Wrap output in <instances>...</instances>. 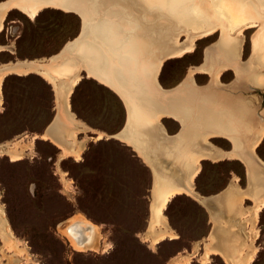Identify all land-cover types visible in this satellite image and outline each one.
<instances>
[{"label":"rangeland","instance_id":"1","mask_svg":"<svg viewBox=\"0 0 264 264\" xmlns=\"http://www.w3.org/2000/svg\"><path fill=\"white\" fill-rule=\"evenodd\" d=\"M175 19L166 15L156 17L154 21L158 25L171 26L172 31L168 36L172 39L180 29V23ZM262 24L243 31L240 63L246 65L249 73L246 71L238 76L232 69L223 72L220 76V87L224 90L217 88L210 74L194 73L198 86L213 91L207 97L211 96L214 97L213 100L221 101L223 99L221 96H225L223 100L226 106L220 112L217 110L218 117L232 111L237 113V117L242 118L237 105H240L241 101L249 103V114L245 117L249 124V133H253L252 119L258 120L260 115H264V85H259L252 79V75L258 72L264 75V65L260 62L263 47L258 40ZM82 25L81 16L75 12L46 7L37 16L31 17L14 8L7 13L4 30L0 33V44L4 46L0 51V64L18 59L47 60L52 55L60 53L70 40L80 35ZM236 30L232 33L235 36L238 34ZM53 31H55L53 39L38 38L40 35L48 37ZM221 31H224L222 27L210 37L198 38L193 52L164 61L158 74L162 86L167 89L179 87L192 68L204 64L208 48H213L215 54L220 53V43L222 37L226 35L225 31ZM180 34L179 40L184 41L187 37L184 33ZM98 61L99 56L96 52L87 56L89 65L98 64ZM80 72L82 78L74 87L70 103L77 117L89 127L88 130L78 132V139L88 138L82 159L66 155L60 147L42 137L45 132H52V127H57L55 124L49 127L57 113V94L53 84L37 72L24 75L9 73L4 76L2 84L4 99L0 103V111L3 110L2 106L7 99L6 82L9 85L20 84L22 81L25 85L38 84L43 95V104L39 115L25 114L18 111L19 103L13 98L11 114L0 123V143H10L17 152L24 150L23 158L19 160H13L7 152L0 154V160L9 159L10 163L19 165L5 173L4 180L11 186L12 194L5 199L4 192H0V204L4 207L6 219L13 233L20 241L19 248L24 247V252L17 247L14 249L0 236V264H50L51 261L59 259L62 252L65 255H72L75 251L91 253L93 256L103 255L105 251L116 248L118 241L120 248L113 255L114 261L131 260L136 254L133 241L137 238L153 251L164 245V255L161 257L163 264H246L248 255L256 248L257 252L251 264H257L261 253H264V208L257 216L254 210L264 198V172L259 173L258 181L251 177L247 165L237 158L202 160L194 184L205 196L221 195L222 199L226 196L222 204L224 213L220 220L215 221L211 209L192 195L186 192L179 193L172 197L165 209L168 222L178 237H167L157 244H152L146 240V235L152 217L155 174L131 145L112 136L126 125L127 105L114 90L90 76L85 67L81 66ZM70 79L69 75L61 77L64 81ZM94 94L104 100V113L100 119H106L107 123L103 127L96 126L100 119L95 118L84 103L85 98ZM8 96H13L11 88L8 89ZM196 116H199L198 111ZM236 116L233 119L237 118ZM64 118L65 124L59 126L62 129L60 128L59 132L61 137L58 138L70 148L73 144L72 130H76L78 126L66 116ZM160 120L170 135L180 132L182 125L179 121L168 116L161 117ZM194 127L195 125H191V128ZM99 133H103V137L97 139ZM255 136L252 135V142ZM210 139L213 144L224 149H231L233 146L232 142L224 137ZM167 145L175 149L173 143L167 142ZM255 152L264 161V135ZM112 153L136 161L140 177L134 217L131 221L121 222L119 225L115 222L113 210L119 202L121 176L109 159ZM158 154L166 161L164 171L178 170V179L174 180L182 183L188 174L185 160L176 153L175 156L171 154V158L163 148L159 149ZM182 169L185 171L181 173ZM65 171L67 175L63 177ZM232 182H237L235 184L240 186L243 192L241 191L234 205H229L225 192ZM259 183L263 186H259ZM177 200L187 210L181 215L179 223L169 213L170 206ZM251 215L258 220L255 229H258L259 236L255 237V240L250 222ZM4 226L0 214V231H3ZM81 227H85L84 231L89 235L86 239L77 234L76 229ZM25 250L28 251V257ZM207 252H212L208 260L204 258ZM244 254L247 255V259ZM77 259L79 260V256ZM261 264H264V261H261Z\"/></svg>","mask_w":264,"mask_h":264},{"label":"bare ground","instance_id":"2","mask_svg":"<svg viewBox=\"0 0 264 264\" xmlns=\"http://www.w3.org/2000/svg\"><path fill=\"white\" fill-rule=\"evenodd\" d=\"M46 7L79 14L85 35L82 36L81 33L74 40H70L60 53L52 55L47 60L35 59L21 62L18 59L14 62H2L0 64V103L4 99L2 98L4 76L9 73L24 75L37 72L41 74L53 84L57 94V104L62 108L63 114L61 124H55L57 127H52L53 131L45 132L42 137L52 141L66 155L80 159L88 138L78 139V132L88 130L89 127L77 117L70 103L74 87L82 78L80 67H85L90 76L114 90L127 105L128 114L125 127L112 136L131 145L155 174L151 204L152 217L150 229L147 235L145 234L146 240L157 244L167 237H178L165 214L168 203L175 195L186 192L202 204L208 202V197L199 192L194 184L202 160L237 158L247 165L251 177L259 181L260 172L254 163V157L257 160L261 158L254 154V150L263 138L264 120L253 118V133H249V124L245 120L249 114V103L242 101L240 105H237L242 118L237 117V113L232 111H225L227 113L218 117L216 113L226 106L223 100L225 96H221L223 97L221 101L213 100L214 97L211 96L207 97L213 91L198 86L194 73L210 74L217 88L224 90L220 87V76L223 72L232 69L239 76L248 70L245 68L246 65L243 66L240 63L243 31L260 23L263 24L258 40L263 49L259 53L260 62L264 65V0H3L0 2V33L4 30L7 13L10 10L18 8L29 16L35 17ZM166 15L175 17L180 23L177 35L175 33L176 36L172 39L168 36L172 27L158 25L154 21L156 17ZM220 27L227 35L222 37L220 53L215 54L213 48H208L204 64L195 68L191 67L192 69L179 87L173 89L171 93L163 89L158 81V74L164 61L193 52L198 38L210 37L219 31ZM235 29L238 30L236 36L232 34ZM180 33H184L187 37L184 41L179 40ZM3 47L0 44V51ZM93 52L98 54L99 61L98 64L89 65L87 56ZM213 57H215L214 60ZM66 75L71 76L70 81L61 80V77ZM252 79L257 84L264 85L263 73L258 72L252 75ZM196 111L199 112V116H196ZM65 116L78 126L76 130H72L73 144L70 148L58 138L61 137L59 126L65 124ZM164 116L179 121L182 125L180 132L170 135L163 121L160 120ZM235 116L237 118L233 119ZM191 125L195 127L191 128ZM252 135H256L254 142L251 141ZM101 137L103 133H99L97 139ZM212 137L227 138L233 146L231 149L219 147L212 143L210 139ZM167 142L173 143L175 149H171ZM159 145H162L161 147L170 157L171 154L176 153L178 157L185 160L188 174L182 183L179 180L176 181L178 170L164 171L166 161H163L158 154L161 149ZM6 152L13 157V160H19L23 158L24 150L17 152L10 143H0V154ZM180 171L182 173L185 170ZM66 175L67 172H63V177ZM235 183L232 182L225 192L229 205L237 202V197L243 190ZM258 185L263 186L261 183ZM263 208L264 198L260 200L255 212H252L257 216ZM0 214L5 224L3 231H0V236L10 243L8 246L14 249L19 248L20 241L6 219L2 204H0ZM253 215H251L252 218L250 217V222H252L255 240V237L259 236L258 229H255V223L258 220L256 221ZM250 222L248 221L249 224ZM23 248H19L22 249L20 251H23ZM251 248L250 251H252ZM256 252L257 248L248 255V259L244 254L247 259L246 264H251ZM25 253L28 257V251ZM210 253L212 252L205 254L206 260L210 258Z\"/></svg>","mask_w":264,"mask_h":264},{"label":"snow or ice","instance_id":"3","mask_svg":"<svg viewBox=\"0 0 264 264\" xmlns=\"http://www.w3.org/2000/svg\"><path fill=\"white\" fill-rule=\"evenodd\" d=\"M54 37L55 31L48 37L40 35L38 38L41 40H50ZM9 88L13 90V96H8ZM5 89L7 99L2 106L3 110L0 111V123L11 114V102L13 98L19 103L20 107L18 111H23L25 114L34 113L39 115L43 104V95L38 84L25 85L22 81L20 84L9 85L6 82ZM84 103L95 118L100 119L103 117L104 100L101 96L94 94L91 97L85 98ZM106 123V119H100V122L96 126L103 127ZM109 159L114 163V166L121 176L119 202L113 210V214L116 217L115 222L119 225L121 222L131 221L134 217L140 177L136 161L124 158L118 153L110 154ZM17 167H19V165L10 163L9 159L0 160V192H4L5 199L12 194L11 186L4 180L5 173ZM5 188H7V191H5ZM186 211L187 210L181 206L178 200L169 208V213L175 217L178 223L181 220V215L186 213ZM117 231L119 232V228ZM133 243L136 248V254L131 260L114 261L113 255L117 252L118 248H120L118 241L116 248L111 251H105L103 255L96 254L93 256L91 253L85 254L79 251H75L72 255H65L62 252L59 259L51 261L50 264H163L161 257L164 255V245H160L158 250L153 251L146 245L140 243L138 238L134 240ZM78 256L79 260L77 259ZM261 261H264V253H261V257L257 260V264H261Z\"/></svg>","mask_w":264,"mask_h":264},{"label":"water","instance_id":"4","mask_svg":"<svg viewBox=\"0 0 264 264\" xmlns=\"http://www.w3.org/2000/svg\"><path fill=\"white\" fill-rule=\"evenodd\" d=\"M81 33H82V36H84L85 35V33H83V25H82V30H81ZM81 33H80V35H81ZM19 61H21V62H23V61H33V60H28V59H26V60H19ZM159 81V80H158ZM159 83H160V81H159ZM161 84V83H160ZM161 86H162V84H161ZM201 87V86H200ZM162 88L163 89H165L166 91H168L169 93H171L172 91H173V89H175V88H170V89H167V88H164L163 86H162ZM175 91V90H174ZM63 104H64V99H63ZM260 119L263 121L264 120V115H260ZM63 121V114H62V108H60V106L57 104V113H56V115H55V117H54V119H53V121L51 122V124L49 125V127L52 125V124H61V122ZM126 123H127V121H126ZM125 127V126H124ZM162 146V145H161ZM160 145H159V148H163V147H161ZM250 154H251V152H250ZM254 154L256 155V156H258L257 155V153L255 152V150H254ZM252 155V154H251ZM255 159V161H254V163H256V165H257V170H258V172H264V163L262 162L263 160H261V159H256V157H254ZM172 161H173V159H172ZM171 161V162H172ZM208 197V202L206 203V204H204L205 206H208L210 209H211V211L213 212L212 214H213V218L215 219V221H219L220 220V217L222 216V214L224 213V207H223V202H224V200L226 199V196H224L225 197V199H222L221 198V195H214V196H207ZM221 199H220V198ZM220 199V200H219ZM226 202V201H225ZM83 226V225H82ZM69 225L67 226V234H68V236L70 235L69 233H70V231H69ZM84 229H85V227H81V229H76L77 230V234H79V237H82V238H87L89 235H88V233L86 232V231H84ZM72 235V234H71ZM72 237V236H71Z\"/></svg>","mask_w":264,"mask_h":264}]
</instances>
